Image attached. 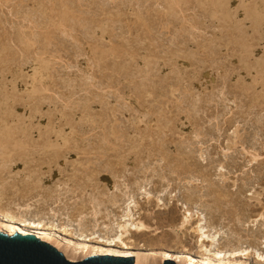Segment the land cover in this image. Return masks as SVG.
Returning <instances> with one entry per match:
<instances>
[{
  "label": "rangeland",
  "instance_id": "1",
  "mask_svg": "<svg viewBox=\"0 0 264 264\" xmlns=\"http://www.w3.org/2000/svg\"><path fill=\"white\" fill-rule=\"evenodd\" d=\"M0 113L1 211L107 240L131 212L157 226L138 244L192 250L204 217L222 242L264 215V0H0Z\"/></svg>",
  "mask_w": 264,
  "mask_h": 264
},
{
  "label": "bare ground",
  "instance_id": "2",
  "mask_svg": "<svg viewBox=\"0 0 264 264\" xmlns=\"http://www.w3.org/2000/svg\"><path fill=\"white\" fill-rule=\"evenodd\" d=\"M236 36H234V37H236ZM6 124H7V122H6ZM7 126H8V124H7ZM10 131L12 132V130H10ZM13 133H15V132H13ZM14 135L16 136V134H14ZM3 137H4V135H3ZM13 137L12 138L9 137V139L11 138V140H12ZM1 139H2V137H1ZM10 142H12V141H10ZM16 144H18V143H15V145ZM6 151H8V150H6ZM1 164H3V163H1ZM145 194H146V192H145ZM148 195H149V192H148ZM150 195H152V194H150ZM146 197H147L146 198L147 200L152 199V197L149 199L150 196H146ZM159 198H161V197H159ZM159 198H158V201L156 203L157 206L160 207L161 205H165L167 207L168 206L167 201H166V203H164L163 202L164 200L162 201V198L161 199H159ZM131 200H132V198H131ZM133 200H135V198ZM0 201H1V203H3V201L1 199H0ZM113 202H114V200H113ZM133 202H135V201H133ZM133 202H131V203H133ZM1 203H0V207H1ZM134 204H136V203H134ZM211 206L214 209L217 208V207H214V205H211ZM215 206H217V205H215ZM185 207H186V204H185ZM164 208L165 207H163V209ZM173 208H174V206H173ZM186 210H188V209H186ZM190 210L191 209L189 208V211H186V214L182 217V221L180 223H178L177 226H176L177 223L175 224V226L178 229H180L181 231H182V229H187L189 227V226H187L188 224L194 222V220L195 221L197 220V219L193 218L194 220L191 222V219H192V214H191L192 212L191 211L192 210L191 211ZM237 211L235 212L236 214H237ZM128 212H130V210ZM130 213L127 214L130 217L129 219L124 220V222L122 221L118 224L119 232L116 234L114 233L111 240L105 239L106 237H101V236H96L95 234H91L93 232L90 233L91 235L89 237L82 235L83 237H81V239L77 238L78 239L77 240L72 235L63 236L60 233H58V231H56L54 228H49V227L43 226V224L41 222L35 223V222L28 221L26 219L20 220L18 217H16V215L14 216V214H10L8 212L6 213V211L4 212L1 210H0V232L5 233L8 236H12L15 232L23 234V235H26V234L35 235L36 237L40 238L42 241L52 244L56 249H58L60 252H62L63 255L67 259H69L71 261H80V260H83V259L90 257V256L110 255V256H119V257H134L136 264H163L164 261L168 260V259L174 261L176 264H264V235L259 234V236H258V234L255 233L257 225L260 223L259 222L260 219L264 220L263 213L262 214L260 213L259 218H253L252 220L247 222L245 225H243L244 221L239 216L240 214L236 215L237 216V219L235 220L236 223L238 222L241 226L243 225V228L238 229V227H236L235 230L231 232V234H228V235L225 234L224 235L225 240L222 242H220V238H219L220 236H218L217 234H213L211 232V230L209 229L210 227L208 228V226L206 227L203 224L204 217L203 218L200 217L199 216L200 214H199L198 216L200 218L198 217L199 219H198V221L195 222L196 225H194L195 227L193 226L192 227L193 230H191L194 233H196V238H195V247L196 248H195V250H192L191 248L186 247V245L185 246L183 245V248L181 247L182 249H179V248L176 249V247L175 248H173L171 246L167 247V245L161 246V247L159 246L157 248H154V247L153 248H146V247H144V245L138 244L136 242L137 241L136 239H135L136 241L133 240L136 237L135 236L133 238L134 235H138L136 238H138L140 236H142V238H143V236L148 235V233H151L153 230H155V229H153L154 227H156V229H157V226H155V224H154V226L153 225L151 226L150 224L147 223L148 221L145 222L144 220H146L147 218L146 219L144 218V220L142 218L137 219V218L133 217L132 214H130ZM235 213H233V214H235ZM234 225H236V224H234ZM169 229H170V227H169ZM171 229H173V228H171ZM64 230L67 231V229H64ZM184 232H187V231L185 230ZM184 232H183V234H184ZM152 235L154 236V233ZM95 237H98V240H96L94 243L91 240L94 241ZM155 237H157V239L158 238L160 239V236L158 237L156 235ZM169 237H171V236H169ZM178 238H181V237L178 236ZM176 239H177V236H176ZM158 240H156V241L158 242ZM167 240H166V236H165V241H167ZM247 240H249L251 242L253 241V244H246ZM168 242H169V240H168ZM172 242L174 244V242H175L174 239ZM159 243H160V241H159ZM162 244L165 245L168 243L163 242ZM179 244H181V243H178V245ZM223 244H225V247H221V246H223ZM175 246H177V244Z\"/></svg>",
  "mask_w": 264,
  "mask_h": 264
},
{
  "label": "water",
  "instance_id": "3",
  "mask_svg": "<svg viewBox=\"0 0 264 264\" xmlns=\"http://www.w3.org/2000/svg\"><path fill=\"white\" fill-rule=\"evenodd\" d=\"M0 264H136L134 257L90 256L80 261L67 259L52 244L32 234L0 232ZM163 264H176L168 259Z\"/></svg>",
  "mask_w": 264,
  "mask_h": 264
}]
</instances>
